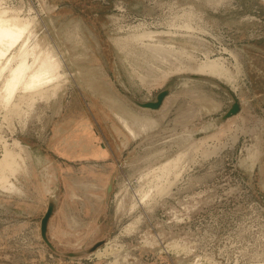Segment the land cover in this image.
I'll return each mask as SVG.
<instances>
[{"label":"rangeland","instance_id":"1","mask_svg":"<svg viewBox=\"0 0 264 264\" xmlns=\"http://www.w3.org/2000/svg\"><path fill=\"white\" fill-rule=\"evenodd\" d=\"M0 9L32 19L29 44L65 73L43 96L0 100V264H264V0H0ZM152 40L165 57L150 56ZM212 59L232 78L188 70ZM166 87L158 108L140 105Z\"/></svg>","mask_w":264,"mask_h":264},{"label":"bare ground","instance_id":"2","mask_svg":"<svg viewBox=\"0 0 264 264\" xmlns=\"http://www.w3.org/2000/svg\"><path fill=\"white\" fill-rule=\"evenodd\" d=\"M33 23V20L27 17H20L19 15H10L7 13V10H1L0 9V78L2 79V86H0L2 92H0V100L5 103L8 104L12 98L16 95V93L20 92H28V91H34V94H39L41 96H43L44 92L43 90H41L44 86L49 85V83L52 85V82L54 80H58L63 74H61V62L60 60L57 59V57L55 56V54H52L49 51H44L43 49H39L37 48L35 45L29 44L30 42V38L33 37L34 35V31L32 29H30L31 25ZM144 31V30H143ZM153 32V31H152ZM38 33V32H37ZM140 33V32H139ZM154 33V34H153ZM153 33H145L141 34L140 36L143 35V38L145 36L146 39H148V37H152L153 34V38L155 35V31ZM36 36V35H35ZM34 36V37H35ZM33 37V39H34ZM136 37L133 36V38ZM132 38V39H133ZM144 38V39H145ZM156 38V37H155ZM135 39V38H134ZM138 39V38H137ZM141 39V38H139ZM143 39V40H144ZM150 39V38H149ZM148 39V40H149ZM36 41V40H34ZM136 41V40H135ZM168 41V40H167ZM167 41H163V42H167ZM172 41V40H171ZM138 42V40H137ZM146 42V41H144ZM154 41L152 40L151 42H146V47L150 48L149 46H152L151 50V55L152 57H154L155 55H161L162 57H165L164 54L167 52H164V46L162 47L163 50L157 49V45L155 43H153ZM158 42V41H157ZM156 42V43H157ZM160 42V40H159ZM158 42V43H159ZM161 42V43H163ZM142 43V42H141ZM140 43V44H141ZM168 45L172 44V42L170 43L168 41ZM18 49H14L16 51L12 52V49L15 45ZM34 44V43H33ZM137 44V43H136ZM139 44V43H138ZM166 44V43H165ZM162 45V44H161ZM184 45V44H183ZM173 46V45H172ZM15 47V48H16ZM145 48V47H143ZM166 48V45H165ZM169 48H171L169 46ZM139 49V48H138ZM141 49V48H140ZM139 49V50H140ZM174 49V48H172ZM171 49V50H172ZM50 50V49H49ZM149 50V49H148ZM178 50L180 53L179 49H175ZM52 51V50H51ZM147 51V50H145ZM144 51V53H145ZM170 51V50H169ZM168 51V52H169ZM12 52V53H11ZM150 52V51H149ZM173 52V51H172ZM8 53H10L9 56H6ZM134 53V52H133ZM132 53V54H133ZM143 53V52H142ZM148 53V52H147ZM176 53V51H174V54ZM182 53V52H181ZM135 54V53H134ZM141 54V53H140ZM5 56L7 57V59L4 61L3 58L5 59ZM31 56V59H30ZM140 56V55H139ZM149 56V55H148ZM171 56V55H170ZM186 56V55H185ZM61 57V56H60ZM130 57V56H129ZM135 57V56H133ZM131 56V58H133ZM137 57V56H136ZM174 56H172L173 58ZM138 58V57H137ZM136 58V59H137ZM157 59V56L155 57ZM154 58V59H155ZM168 58V57H167ZM177 58V56L175 57ZM188 58V56H187ZM63 59V58H62ZM135 59V58H133ZM132 59V60H133ZM182 59V58H181ZM3 60V62H2ZM164 60V59H163ZM175 61V59L173 58L171 61ZM186 60V59H185ZM64 61V60H63ZM159 61V60H158ZM167 61V60H166ZM180 61V60H179ZM162 62V61H161ZM224 61H220L219 59H212V60H208L206 62H203L201 64H199V66H193L191 64H188V70L191 69V72L194 71V73H198V74H213L214 76L220 77L221 76H229L230 78H232V72L229 70V68L223 63ZM157 63V62H156ZM173 63V62H172ZM171 63V64H172ZM153 64V63H152ZM140 65V63H139ZM178 65H180L178 63ZM186 65V64H185ZM63 66V65H62ZM159 66V65H158ZM61 67V68H60ZM141 67V66H139ZM146 67V66H145ZM148 67V66H147ZM179 67V66H178ZM184 67V65H183ZM150 68V67H149ZM151 68H153L151 66ZM180 68V67H179ZM154 70V68H153ZM7 71V72H5ZM140 71V70H139ZM158 71V70H157ZM156 71V73H157ZM155 73V74H156ZM160 74H162V72H160ZM154 75V74H152ZM159 75V73L157 74ZM64 76V75H63ZM152 77V76H151ZM145 78V77H144ZM62 79V78H61ZM60 83L59 80L58 82L56 81V84ZM54 85V84H53ZM55 86V85H54ZM53 86V87H54ZM58 86V85H57ZM56 87V86H55ZM50 88V87H49ZM48 88V89H49ZM52 88V87H51ZM57 89V88H56ZM53 90V89H52ZM45 91V90H44ZM43 92V93H42ZM53 92V91H52ZM47 93V92H46ZM50 93V92H49ZM55 93V91H54ZM208 101V100H207ZM18 103V102H17ZM20 103V102H19ZM147 113V112H146ZM137 117V116H136ZM152 118V117H151ZM126 119H124L125 121ZM140 120V119H139ZM143 120V118H142ZM138 123V122H137ZM140 123V122H139ZM142 123V122H141ZM140 123V124H141ZM145 122H143L142 126H144ZM129 126V124H128ZM141 126V125H140ZM130 127V126H129ZM146 127V126H145ZM147 128V127H146ZM130 130V128H129ZM131 131V130H130ZM133 133V132H132ZM189 150V149H188ZM187 150V151H188ZM183 151V150H182ZM181 151V153H178V157H174L176 159H172V160H165V163L161 166L159 173H157L158 176H163V175H167L170 174L172 172V170H174V168H176L177 166L180 165L179 161L181 159H183V152ZM186 152V151H185ZM185 154V153H184ZM177 156V154H176ZM185 156V155H184ZM171 159V158H170ZM183 161V160H181ZM180 161V162H181ZM179 164V165H178ZM13 168V167H12ZM11 168V169H12ZM159 168V167H158ZM156 170H159V169ZM153 171V170H151ZM149 171V172H151ZM178 172V171H177ZM156 173V172H154ZM149 175V174H148ZM146 178H147V176ZM152 175V174H151ZM155 176V175H154ZM5 176H3L2 174H0V181L3 180L5 181ZM143 178L144 174H143ZM155 178V177H154ZM162 178V177H161ZM160 178V179H161ZM167 178L166 182L169 181V176L165 177ZM140 179H142L140 177ZM157 179V178H156ZM159 179V180H160ZM149 180V179H147ZM151 180V179H150ZM142 181V180H141ZM140 181V182H141ZM164 181V180H163ZM155 182V180H154ZM153 184H156V182ZM161 182V181H160ZM159 182V183H160ZM11 183V182H10ZM147 183V182H145ZM148 183H151L148 182ZM147 183V184H148ZM171 183V182H170ZM170 183L168 184V186L161 187V188H157L159 189L161 192L166 190L168 191ZM12 186H10L11 188L14 186L13 183H11ZM140 184V183H139ZM146 184V185H147ZM152 184V183H151ZM163 184H165L163 182ZM160 185V184H159ZM143 186V185H142ZM156 186V185H155ZM140 187V186H139ZM144 187V186H143ZM146 187V186H145ZM137 188V187H136ZM147 188H150L147 187ZM153 187L151 186V189ZM156 189V187H154ZM140 189V188H139ZM144 189V188H143ZM151 189L149 190L152 197L154 194L153 191H151ZM128 190V189H127ZM138 190V189H137ZM154 190V189H153ZM134 191V190H133ZM132 191V192H133ZM148 192V190H146ZM144 193L143 197H141V201L144 200L143 198L145 196H147L149 193ZM166 192V191H165ZM160 193V192H159ZM129 194V193H128ZM140 195V194H139ZM138 195V196H139ZM133 197V196H132ZM137 197V195H136ZM150 197V196H149ZM136 199V198H135ZM134 201V200H133ZM140 201V200H139ZM138 201V202H139ZM142 203V202H141ZM148 203V202H147ZM121 204H123V202H121ZM143 204V203H142ZM145 204V202H144ZM134 205L135 204H131ZM123 206V205H122ZM137 206V203H136ZM135 206V207H136ZM124 207V206H123ZM133 207V206H132ZM134 209V208H133ZM131 210V209H129ZM134 226V225H133ZM131 227V226H130ZM129 228V227H128ZM113 250V249H112ZM111 251V250H110Z\"/></svg>","mask_w":264,"mask_h":264},{"label":"water","instance_id":"3","mask_svg":"<svg viewBox=\"0 0 264 264\" xmlns=\"http://www.w3.org/2000/svg\"><path fill=\"white\" fill-rule=\"evenodd\" d=\"M192 77L197 78L200 76L192 75ZM170 91H171V87H166V88H164L158 92L155 100L140 102V105L147 107V108L156 109L162 104L165 96ZM226 91L229 92L231 95H233V93L229 89L226 88ZM238 109H239V104L236 101L232 104V107L227 111L226 116L236 113L238 111ZM111 189H112V183H110L108 190L111 191ZM53 207H54V204L50 203V205L48 207V211L46 212L45 216L42 219V233H43V236L45 237L46 240H47V237H46L47 222H48V219H49V217L53 211Z\"/></svg>","mask_w":264,"mask_h":264},{"label":"crops","instance_id":"4","mask_svg":"<svg viewBox=\"0 0 264 264\" xmlns=\"http://www.w3.org/2000/svg\"><path fill=\"white\" fill-rule=\"evenodd\" d=\"M105 148V145H104ZM101 147V149H99V151H95V153L93 154L94 156H105L107 151H105V149ZM112 186H113V179L111 180ZM110 183H108V185L106 186V191H108ZM46 196V195H45ZM48 202L49 199L47 198V203H46V207H48Z\"/></svg>","mask_w":264,"mask_h":264}]
</instances>
